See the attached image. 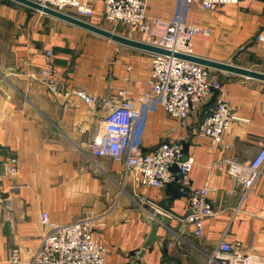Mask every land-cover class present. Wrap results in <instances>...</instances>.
Here are the masks:
<instances>
[{"label": "crops", "instance_id": "1", "mask_svg": "<svg viewBox=\"0 0 264 264\" xmlns=\"http://www.w3.org/2000/svg\"><path fill=\"white\" fill-rule=\"evenodd\" d=\"M87 1L94 8L88 21L128 34V26L104 18L105 0ZM188 6L187 20L212 31L194 38L197 55L264 72V42L256 40L264 27V0H237L212 9L193 0ZM180 10V0L148 3L149 14L156 17L172 18ZM132 35L142 38L138 31ZM48 49L59 71L55 91L34 76ZM151 53L17 1L0 0V158L19 160L18 173L0 184V264H23L32 256L45 231L42 211L60 223L88 213L103 216L97 234L108 246V264H222L210 255L224 235L243 252L264 256V172L243 196L225 161L250 160L264 145V80L213 68L232 110L248 119L233 122L220 144L198 130L214 109L217 93L199 104L185 125L162 107L148 115L144 150L180 141L195 158L194 187L209 188L215 215L206 218L202 238L186 219L180 175L162 187L135 186L124 182L122 160L93 153V139L107 113L104 103L119 89L131 98L140 96L148 86ZM82 90L95 102L83 99ZM154 221L156 238L146 246Z\"/></svg>", "mask_w": 264, "mask_h": 264}, {"label": "built area", "instance_id": "2", "mask_svg": "<svg viewBox=\"0 0 264 264\" xmlns=\"http://www.w3.org/2000/svg\"><path fill=\"white\" fill-rule=\"evenodd\" d=\"M32 1L87 21L94 15V8L87 0ZM180 2L181 10L178 13L172 18H161L149 14V0H105L103 15L106 20L114 25L128 26L130 30L126 36L134 38L132 33L138 31L142 35L139 40L171 53H151L148 86L137 99L128 96L125 89H119L114 97L106 100L104 106L107 113L102 128L93 139L92 150L97 156L122 160L124 182L131 181L135 186L162 187L176 182L180 175L179 191L188 200L186 219L193 224L195 236L202 238L206 218L215 215L208 196L209 188L194 187L191 173L195 158L185 152L180 141H163L150 151L144 150L141 136L148 115L162 107L185 125L196 107L217 93L214 109L198 125L199 133L209 137L213 144L224 141V134L233 122L248 119L232 110L213 68L175 55L177 52L197 55L194 38L198 34L210 35L212 32L210 28L187 20L186 10L193 0ZM236 2L201 0V5L205 9H212ZM256 40L264 42V27L256 35ZM53 57L54 51L46 50L45 64L34 76L55 91L59 71ZM78 94L90 104L95 102V97L83 90ZM224 146L229 149L231 144ZM225 161L227 172L243 186V196H246L264 172V145L250 160L226 158ZM18 162L16 156L0 158V169H3L0 170V184L5 178L18 173ZM0 198L2 201L4 195H0ZM165 215L172 216L168 212ZM40 220L45 227L40 244L23 264H108V246L97 234V229L104 225L103 216L88 213L83 218L60 223L51 220L47 211H42ZM12 259L20 261L17 252H13ZM210 260H219L222 264H264L262 254L243 252L240 244L226 235L220 239Z\"/></svg>", "mask_w": 264, "mask_h": 264}, {"label": "water", "instance_id": "3", "mask_svg": "<svg viewBox=\"0 0 264 264\" xmlns=\"http://www.w3.org/2000/svg\"><path fill=\"white\" fill-rule=\"evenodd\" d=\"M14 1H17L21 4L29 6L31 8L43 11L45 13H48V14H51V15L56 16L58 18H61L65 21H68V22H71L73 24L84 27L88 30H91L97 34L103 35V36L110 38V39H112L118 43H121V44H125V45L132 46L135 48L143 49V50H146V51H149L152 53H163V54L171 53L169 50H166L164 48L148 44V43H146L142 40H139V39H135V38L128 37L126 35L119 34V33L114 32L112 30L98 26V25H96L90 21L80 19V18H76L74 16H71V15L56 11L52 8L43 6V5H41L37 2H34L32 0H14ZM175 55L178 57L184 58V59L196 61L198 63L209 66L211 68L221 69L224 71L233 72V73H237L240 75L264 80V72L254 70V69H250V68H244V67L232 64L230 62H223V61L213 60L210 58H205V57H202L199 55H187V54L178 53V52L175 53ZM157 226H158L157 221H154L153 225H152V231H151L150 237L148 238V240L146 242V246L148 244H150L153 240H155Z\"/></svg>", "mask_w": 264, "mask_h": 264}]
</instances>
